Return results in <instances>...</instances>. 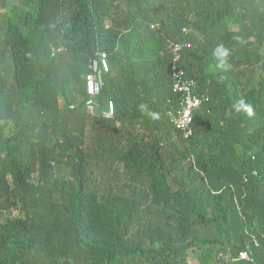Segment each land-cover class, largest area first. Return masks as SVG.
<instances>
[{"label": "trees", "instance_id": "obj_1", "mask_svg": "<svg viewBox=\"0 0 264 264\" xmlns=\"http://www.w3.org/2000/svg\"><path fill=\"white\" fill-rule=\"evenodd\" d=\"M4 2L0 195L28 198L30 213L2 228L0 264H189L191 254L196 264H264V78L235 99L237 72L263 58L254 47L264 32L244 29L234 0H33L2 14ZM171 42L207 97L188 140L167 116ZM101 52L109 71L96 116L86 76ZM73 111L100 127L91 152L73 141ZM60 146L75 184L41 185Z\"/></svg>", "mask_w": 264, "mask_h": 264}, {"label": "rangeland", "instance_id": "obj_2", "mask_svg": "<svg viewBox=\"0 0 264 264\" xmlns=\"http://www.w3.org/2000/svg\"><path fill=\"white\" fill-rule=\"evenodd\" d=\"M33 0H5L3 9L1 10L2 14H8L13 9L18 8L22 13H25L27 9L29 8L31 2ZM234 9L239 13V21L243 24V27L246 31L257 33V32H264V0H234L233 2ZM4 20V19H3ZM1 20V23L2 21ZM3 27V23L1 28ZM3 30L0 29V36L1 41H4L5 36ZM254 48L258 50L260 55L263 57L260 62L255 63L253 70L249 73V71L241 70L237 72L236 76V85H235V99L236 104L240 105L243 103V95L247 93L250 90L256 89L260 79L264 78V44L257 45ZM106 101H104L102 105V109L104 110V107L106 105ZM60 107L63 108V103L60 102ZM75 108L74 110H76ZM81 112L79 111H73L70 115H73L75 117V120H72L70 124L72 125L71 134L74 136V134H79L81 131V139L75 138L73 141H75V144H78V147H82L83 150L86 151H93L97 144L100 142V138L102 135L101 133H98L100 131V127L92 123V117L87 116L86 121L81 122L80 120H77L76 116H81ZM86 113V112H85ZM84 113V114H85ZM87 114V113H86ZM100 113L99 111L96 112V116H98ZM85 116V115H84ZM85 116V117H86ZM94 117V116H93ZM80 121V122H78ZM84 125L83 129H80V126ZM95 125V126H92ZM98 129V130H97ZM102 129V128H101ZM120 129V125H117L116 128L113 130H108L110 133H118ZM129 128L124 127V131L126 132ZM138 128L134 130L136 133ZM14 129H12V132ZM11 132V130H10ZM59 139L63 141L64 137L63 135L59 136ZM201 153L206 154L207 153V147L200 148ZM68 147L66 146L64 148H59V153L57 154V162L55 165V168L53 167L49 174V181H42L41 185L45 183H51L53 179L57 178L60 181L63 182H69L70 184H75L74 179L71 177L69 173V169L66 166L67 157H68ZM188 161L184 162V165L187 166ZM185 166V167H186ZM38 166H36V172L34 174L35 179L34 182L36 184H39L40 175L38 172ZM69 191V190H67ZM260 193L262 195V199L264 202V186L261 188ZM37 192L35 196H37ZM6 197L0 195V232L2 231V228L7 225V223L11 220L15 219H26L29 216L30 213V200L28 198H23L20 196H15L12 198L11 202ZM101 200H103L102 196L100 197ZM26 201H29L28 205L25 204ZM49 260L56 259L57 254L51 253L47 255ZM222 261V260H221ZM196 254H191L189 258V264H196Z\"/></svg>", "mask_w": 264, "mask_h": 264}, {"label": "built area", "instance_id": "obj_3", "mask_svg": "<svg viewBox=\"0 0 264 264\" xmlns=\"http://www.w3.org/2000/svg\"><path fill=\"white\" fill-rule=\"evenodd\" d=\"M155 28V26H151ZM183 44L171 42L168 46V53L172 58L170 68V84L173 97L168 101L171 106L167 116L173 127L181 133L185 140L193 136L194 114L198 112L206 100V95L199 90L197 83L189 79L183 68L180 66L182 59ZM54 57L56 51H52ZM109 71L108 57L106 53H99L98 58L90 65V73L86 76V89L91 99L87 102L86 112L94 115L96 112L95 98L100 95L102 83L100 76ZM115 113L114 104L108 103V109L103 113L106 119L113 118ZM241 259L249 260L248 253L240 255Z\"/></svg>", "mask_w": 264, "mask_h": 264}]
</instances>
